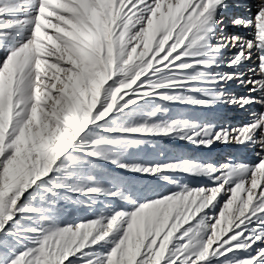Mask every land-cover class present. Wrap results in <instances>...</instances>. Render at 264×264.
<instances>
[{
  "label": "snow or ice",
  "instance_id": "obj_1",
  "mask_svg": "<svg viewBox=\"0 0 264 264\" xmlns=\"http://www.w3.org/2000/svg\"><path fill=\"white\" fill-rule=\"evenodd\" d=\"M252 7L0 0V264H264V111L233 127L167 106L264 108V0L239 14ZM157 137L257 160L161 161Z\"/></svg>",
  "mask_w": 264,
  "mask_h": 264
},
{
  "label": "rangeland",
  "instance_id": "obj_2",
  "mask_svg": "<svg viewBox=\"0 0 264 264\" xmlns=\"http://www.w3.org/2000/svg\"><path fill=\"white\" fill-rule=\"evenodd\" d=\"M244 12V11H241ZM240 12V13H241ZM229 27L234 28V32L230 34H237L244 36L246 38H251L252 36H248L246 30L242 33L241 28H235L229 25ZM228 27V28H229ZM240 31L239 33H235V31ZM252 35V34H251ZM248 36V37H247ZM235 50H233L234 52ZM232 53H229L231 55ZM234 90L240 94H244L247 92V89H239L235 88ZM170 108L169 115L172 118H185L191 119L195 122H211L217 125H231L233 127L249 122L252 119L251 112L253 111L259 113L264 111V108H261L260 105H252L247 110H242L238 108H218L216 110L210 111L207 109H202L198 107L191 106H182V105H167ZM252 112V113H253ZM248 113V114H247ZM154 142L158 144L159 149L164 151L165 155L163 157L158 156L157 152L153 149H147V153L149 156H155L157 159L161 161H166L169 158L184 156L193 159H200L204 162H213V163H223L226 162L227 159L231 156L237 160H244L245 162H256L257 158L251 151H247L244 153L238 152L235 146H227L222 144L214 145L211 149L199 147L197 148L194 145L189 144L186 141H180L176 139H169L167 137H157L153 138ZM258 150V149H257ZM103 167L107 168L109 171L112 170V166L103 165ZM175 178L182 179L184 182H188L193 187H197L200 184H208L206 178H189L186 174H175ZM157 190L160 192H167L168 190H175L173 186L166 185L164 182H160V185L157 187ZM99 207V206H98ZM92 213L86 209L73 210V218L76 216H91Z\"/></svg>",
  "mask_w": 264,
  "mask_h": 264
},
{
  "label": "bare ground",
  "instance_id": "obj_3",
  "mask_svg": "<svg viewBox=\"0 0 264 264\" xmlns=\"http://www.w3.org/2000/svg\"><path fill=\"white\" fill-rule=\"evenodd\" d=\"M249 2L253 5V7H252V12L251 13H249V12H241V13H239V14H241V15H244V16H249V15H254V13H255V7H254V3H255V0H249ZM244 30H246V32H247V34H249V33H251L252 34V29H244V28H241V32L242 33H244L245 31ZM227 31L229 32V34L230 33H232V32H234V28H231V27H229L228 29H227ZM240 31H235V33H239ZM251 34H249L248 36H252ZM247 36V37H248ZM250 38V37H249ZM249 112H253V111H249ZM248 114V113H247Z\"/></svg>",
  "mask_w": 264,
  "mask_h": 264
}]
</instances>
